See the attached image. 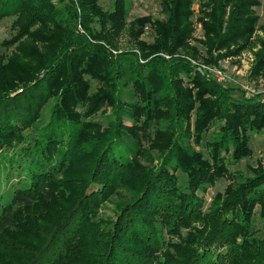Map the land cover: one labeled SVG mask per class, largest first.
Here are the masks:
<instances>
[{
    "label": "trees",
    "instance_id": "16d2710c",
    "mask_svg": "<svg viewBox=\"0 0 264 264\" xmlns=\"http://www.w3.org/2000/svg\"><path fill=\"white\" fill-rule=\"evenodd\" d=\"M259 4L204 0L207 51L259 44L254 69L264 70V37L254 39ZM161 6L163 22H127L124 6L105 11L100 0H0V21L14 17L17 26L11 54L0 57V159L18 146L8 164L26 171L0 202V264H264V240L252 226L256 208L264 217V170L231 178L207 210L202 198L227 174L225 153L233 162L251 155L248 134L264 128V102L235 99L179 53L189 47L192 0ZM147 24L157 32L149 44L140 39ZM124 33L143 64L133 52L113 53ZM182 76L192 88L181 87ZM126 86L130 103L121 99ZM48 103L49 120L36 127ZM107 106L113 118L104 128L93 119ZM193 113L196 144L219 124L207 159L182 146L179 124L169 146L152 136L160 117L180 123ZM144 143L161 150L158 168L138 159ZM108 204L112 215L102 217Z\"/></svg>",
    "mask_w": 264,
    "mask_h": 264
},
{
    "label": "rangeland",
    "instance_id": "374dc122",
    "mask_svg": "<svg viewBox=\"0 0 264 264\" xmlns=\"http://www.w3.org/2000/svg\"><path fill=\"white\" fill-rule=\"evenodd\" d=\"M203 1L204 0H192L191 8L193 14L190 18L192 31L191 38L188 40L189 47L186 50H180L179 53H183V57L189 59L191 64L201 67V70L206 73L208 77L218 82L221 86L231 89L235 99L245 96L247 98L264 102V70L257 73L254 69L256 53L259 50L260 45L256 44L253 48L244 49L237 53L234 52V48H231L230 51L227 52L211 50V53H209L204 46V43H202L203 40H206L204 29L200 21L201 13L199 10ZM259 1V6L254 8L255 14L259 18V26L254 39L258 35L259 37H264L263 32L259 28L264 23V0ZM100 5L105 11H111L117 5L124 6L127 11V22L145 16H150L154 20L160 22L165 21L161 0H100ZM16 30L17 26L14 17H7L0 21V57L2 55L11 54L15 45L6 47V43L7 45L10 44L8 42L15 37ZM156 36V30L153 29L151 25L147 24L142 30L140 39L149 44L154 42ZM117 42L118 50H113L114 54L133 52L137 55L140 64L145 62L140 50L135 44V41L130 38L128 33L122 34ZM166 58H168V56H166ZM182 80V88L190 89L193 87L194 82H188L184 77ZM90 84L91 93H95L98 89V83L90 80ZM131 96L132 87H124L121 99L126 103H130ZM51 105L52 104L48 103L45 106L42 118L37 123L36 127H42L48 122ZM112 112V108L107 106L94 116L93 120L105 128L113 118ZM194 116L193 113L192 116L180 121V123L174 121V118L172 117H168L169 121L168 118L160 117L159 122L154 123L152 126L153 139L157 137L159 142L163 141V144L167 143L166 146H169V140L173 136V130L175 131L174 125L179 124L180 128L176 127L175 133L180 134L178 141L182 146L187 149H193L205 159L209 158V148L207 143L211 141L213 134L218 133L219 124L217 122L214 123L206 136H204L203 142L201 144H196L192 137L194 131ZM120 120L123 126L131 125V120L126 114H122ZM188 133H190V135L187 136ZM248 137L251 155L241 158L237 162H233L230 158V153H225L227 174L212 186L208 187L205 194H202L204 202L203 209L207 210V208H211L218 199L223 197L228 187L234 184L232 179H252L260 170H264V128L260 131H251L248 134ZM130 147L136 148L135 144H131ZM152 147L146 143L140 144L138 146L140 152L138 159L144 166L158 168L162 164L161 150ZM17 149L18 146L7 150L6 153L3 154L5 155V158L0 159V202L3 201V197H9L18 184L25 178V167H21L24 163H18L11 167L8 164L9 157L13 155L14 151L17 152ZM222 154H224V152ZM1 156L2 155L0 154V157ZM18 160L19 159L16 157L15 161ZM111 173L113 176H117V169L112 168ZM176 175L180 185L187 182V175L185 173L179 170L176 172ZM262 188H264V183L262 184ZM112 207L111 204H108L107 207L101 211V216L105 217L112 215ZM252 226L255 236L264 240V217L259 215L258 208L255 210Z\"/></svg>",
    "mask_w": 264,
    "mask_h": 264
}]
</instances>
